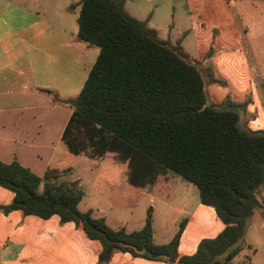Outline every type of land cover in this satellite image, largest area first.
Listing matches in <instances>:
<instances>
[{
    "label": "trees",
    "instance_id": "trees-1",
    "mask_svg": "<svg viewBox=\"0 0 264 264\" xmlns=\"http://www.w3.org/2000/svg\"><path fill=\"white\" fill-rule=\"evenodd\" d=\"M126 1L69 5V10L80 6L77 38L100 52L71 104L62 140L74 154L102 159L113 153L127 162V181L135 187L151 189L161 176L166 181L181 176L199 188L201 202L214 208L224 228L201 239L193 254L179 255L187 218L169 242L158 244L152 207L141 229L113 227L106 216L79 208L85 195L79 167H49L40 175L16 158L0 159V186L14 194L0 210L73 221L101 243L100 264L115 252L169 264H232L251 247L245 236L254 212L264 217V129L243 123L248 100L210 102L201 63L180 39L176 44L162 39L149 17L131 15ZM43 91L64 101L53 90Z\"/></svg>",
    "mask_w": 264,
    "mask_h": 264
},
{
    "label": "crops",
    "instance_id": "crops-1",
    "mask_svg": "<svg viewBox=\"0 0 264 264\" xmlns=\"http://www.w3.org/2000/svg\"><path fill=\"white\" fill-rule=\"evenodd\" d=\"M69 1L63 0L57 10L50 7L57 11L51 18L33 6L0 0V159L16 158L40 175L49 167H79L85 184L80 204L86 210L106 216L113 227L133 231L144 226L152 207L158 244L169 242L187 218L178 251L191 255L201 239L215 237L224 228L214 208L201 202L195 184L174 175L168 181L161 176L151 189L135 187L127 181V162L116 160L113 153L102 159L74 154L62 140L72 113L71 100L80 93L100 52L99 47L77 38L80 6L69 10V5L80 0ZM177 1L187 9V23L180 35L174 36L172 24L167 31L152 28L172 44L180 39L193 59L186 43L194 36L199 50L196 60L214 102L220 103L235 81L238 96L250 95L247 113H255L257 120L264 118V60L255 50L264 36V0ZM67 11L76 16L72 18ZM148 17L149 25L151 14ZM217 77L231 86L217 84L221 81ZM43 89L53 90L64 101ZM91 168H95L93 175ZM13 196L0 186V204L10 203ZM251 230L259 235V242L250 238ZM245 240L252 253H246L241 264H264V251L260 253L264 250V217L258 210ZM101 250V243L90 239L81 226L73 221L62 223L58 215L45 219L21 210L9 214L0 210V264H100ZM105 264L169 263L115 252Z\"/></svg>",
    "mask_w": 264,
    "mask_h": 264
},
{
    "label": "rangeland",
    "instance_id": "rangeland-1",
    "mask_svg": "<svg viewBox=\"0 0 264 264\" xmlns=\"http://www.w3.org/2000/svg\"><path fill=\"white\" fill-rule=\"evenodd\" d=\"M15 2H18L20 4H23L25 6H33L37 10H41V13L44 15H47L51 18L56 17V10L61 7L63 4V0H40L39 2H36L35 0H13ZM73 0H70L71 2ZM126 9L127 11L139 18V19H146L149 14H151V21L149 22V25L151 27H158L160 30L167 31L168 24H172L173 26V33H175V37L180 35L183 28L186 26L187 19V9L185 7V3L177 0H127L126 3ZM50 7L56 8V10H51ZM69 12V11H67ZM70 13V12H69ZM78 14V11H77ZM71 17L74 18L76 15L73 13H70ZM163 32V31H161ZM264 35V34H263ZM193 37L187 41V49L190 51L193 56L195 57L194 60H196V57L198 56V49L194 45ZM255 50L257 53L261 54V59L264 60V36L262 38H259L257 41V45L255 46ZM218 78V77H217ZM219 79V78H218ZM221 80V79H219ZM221 82V83H220ZM217 84L225 85L226 87H229V83H225L222 80ZM233 85V88L230 89L229 92H227L226 97L223 99H230L235 102L243 103L245 100H248L250 102V95L248 94L246 97L244 96H238L240 91L238 90V82H231ZM209 83H206V89L208 93L210 94V102H214L212 95L209 91ZM222 100V101H223ZM217 103V102H214ZM248 105V104H247ZM254 114L244 113L242 120L243 123L248 125L250 128H256V129H264V118L260 117L258 120L255 118ZM264 197V192H263ZM79 208L82 211H85V205L79 204ZM128 210V209H126ZM122 211V210H121ZM138 211H141V208H139ZM138 213V212H136ZM251 239L255 242H259L260 237L258 234H256L253 230H251ZM259 244V243H258ZM263 249L260 250V253H263ZM252 253V250L248 249L247 247H244L240 253L237 255L235 261L232 262V264H241L243 263V258L245 254Z\"/></svg>",
    "mask_w": 264,
    "mask_h": 264
},
{
    "label": "water",
    "instance_id": "water-1",
    "mask_svg": "<svg viewBox=\"0 0 264 264\" xmlns=\"http://www.w3.org/2000/svg\"><path fill=\"white\" fill-rule=\"evenodd\" d=\"M71 104H72V105H75V104H76V99H72V100H71Z\"/></svg>",
    "mask_w": 264,
    "mask_h": 264
}]
</instances>
